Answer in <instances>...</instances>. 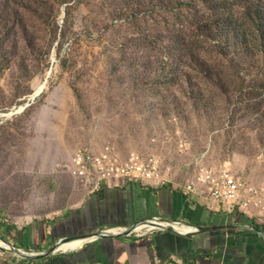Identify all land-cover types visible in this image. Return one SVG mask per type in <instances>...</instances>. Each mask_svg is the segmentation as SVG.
Segmentation results:
<instances>
[{
  "label": "rangeland",
  "instance_id": "1",
  "mask_svg": "<svg viewBox=\"0 0 264 264\" xmlns=\"http://www.w3.org/2000/svg\"><path fill=\"white\" fill-rule=\"evenodd\" d=\"M170 13L155 0H0V238L46 253L36 228L92 190L66 168L80 149L155 156L167 185L207 167L264 190V66L213 52L205 79L190 42H172ZM247 217L264 231V211ZM22 261L0 248V264Z\"/></svg>",
  "mask_w": 264,
  "mask_h": 264
},
{
  "label": "crops",
  "instance_id": "2",
  "mask_svg": "<svg viewBox=\"0 0 264 264\" xmlns=\"http://www.w3.org/2000/svg\"><path fill=\"white\" fill-rule=\"evenodd\" d=\"M154 218L203 231L87 241L75 251L52 256L49 264H264V238L248 229L254 227L246 215L226 213L219 205L209 207L202 197L187 196L176 185L151 188L130 183L91 190L78 209L51 223L48 231L41 225L36 228L37 248L47 252L51 249L43 245L106 229L128 230Z\"/></svg>",
  "mask_w": 264,
  "mask_h": 264
},
{
  "label": "built area",
  "instance_id": "3",
  "mask_svg": "<svg viewBox=\"0 0 264 264\" xmlns=\"http://www.w3.org/2000/svg\"><path fill=\"white\" fill-rule=\"evenodd\" d=\"M66 168L71 177L88 185L93 192L104 186L120 187L130 183L160 188L170 182L171 175V168L165 169L163 163L155 156L131 153L121 159L110 148L100 153L87 149L79 150ZM179 188L185 195L200 196L207 206L219 205L229 214H254L259 217L264 211V190L242 183L227 169L199 168L196 176ZM128 230L111 229L101 234L109 235L110 231L121 234ZM169 230L179 234L196 232V229L181 223L154 218L136 225L127 237L143 238Z\"/></svg>",
  "mask_w": 264,
  "mask_h": 264
},
{
  "label": "trees",
  "instance_id": "4",
  "mask_svg": "<svg viewBox=\"0 0 264 264\" xmlns=\"http://www.w3.org/2000/svg\"><path fill=\"white\" fill-rule=\"evenodd\" d=\"M155 2L163 6L165 11L173 12L170 13V20L176 28V37L172 42L181 46L186 41L190 42V52H196L198 56L197 62L191 61L193 65H198L193 70L205 79H211L216 69L210 57L213 52L218 57L231 55L236 62L243 60L245 63L264 66V0ZM194 46L197 49L192 51ZM249 225L258 229L252 222ZM1 238L9 242L5 235ZM50 261L51 258L23 260L21 264H49Z\"/></svg>",
  "mask_w": 264,
  "mask_h": 264
},
{
  "label": "water",
  "instance_id": "5",
  "mask_svg": "<svg viewBox=\"0 0 264 264\" xmlns=\"http://www.w3.org/2000/svg\"><path fill=\"white\" fill-rule=\"evenodd\" d=\"M44 87L41 89L40 92L34 94L33 97H31V101H35L43 92ZM28 107L25 106L23 108H20L16 114H20L22 112H24L26 110V108ZM15 113H11L10 116H13ZM136 227V226H135ZM131 228L128 231H125L124 233L121 234H116V235H103L101 233L99 234H95V235H91V236H83V237H72V238H67V239H63L61 241H59L50 251H47L46 253H41L38 255H27L26 253H23L21 250L15 248L14 246L10 245L8 242H6L3 238H0V241L4 244L7 245L8 250L14 252L16 255H18L20 258H22L23 260L26 261H37V260H44V259H48L51 258L52 256L58 254L61 250V247L67 244H72L74 242L77 241H96V240H103V239H110V238H122V237H127L129 236V234L132 232V230L135 228ZM250 231L262 236L264 238V234H262L260 231L254 229V228H248ZM203 229H196V233L198 232H202ZM1 248V247H0ZM6 250V249H5Z\"/></svg>",
  "mask_w": 264,
  "mask_h": 264
},
{
  "label": "bare ground",
  "instance_id": "6",
  "mask_svg": "<svg viewBox=\"0 0 264 264\" xmlns=\"http://www.w3.org/2000/svg\"><path fill=\"white\" fill-rule=\"evenodd\" d=\"M178 231H180V230H178ZM116 234H117V231H110L109 232V235H116ZM84 243H85V241H77V242H74L72 244L64 245V246L61 247L60 252L67 253V252L75 251V250L79 249ZM0 247L2 249L8 250L7 245H4L1 241H0Z\"/></svg>",
  "mask_w": 264,
  "mask_h": 264
}]
</instances>
